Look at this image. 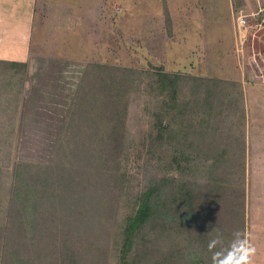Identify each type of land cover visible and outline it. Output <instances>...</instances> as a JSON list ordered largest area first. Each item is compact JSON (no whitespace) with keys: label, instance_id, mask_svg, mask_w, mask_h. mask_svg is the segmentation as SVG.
I'll list each match as a JSON object with an SVG mask.
<instances>
[{"label":"rangeland","instance_id":"374dc122","mask_svg":"<svg viewBox=\"0 0 264 264\" xmlns=\"http://www.w3.org/2000/svg\"><path fill=\"white\" fill-rule=\"evenodd\" d=\"M27 2L0 0V213L3 212L0 264H40L41 259L49 264H62V219L71 211L69 208L61 211L58 196L56 217L52 219L51 205L50 209L47 202L45 207H39L36 195L41 179L49 176L57 180L56 148L68 117L80 120L76 129L81 131V139L69 140V145H76L78 152L68 155L67 164L95 165L94 157L90 158L93 151L114 150L113 147L120 151V170L114 174L119 181L115 193L120 201L123 193L138 198L148 185L160 180L166 181L167 194L178 184H184L185 192L207 186L208 160L201 157L204 149L219 148L225 153L234 148V153L231 150L226 151L228 156L224 155L223 175L230 178L232 168L240 170V145L234 138L239 135L228 125L229 115L228 121L226 117L217 119L223 126L214 135L204 125L208 123L206 116L201 117L206 111L202 115L198 112L195 116H185L190 106L170 129L164 127L172 121L174 104L162 93L157 75L165 70L185 78L177 105L190 93L189 78L217 77L215 70L219 65L237 70L246 66V75L257 73L263 78L264 35L258 42L249 40L243 48L238 44L234 9L243 7L250 12V3L246 0H37L33 25ZM231 43L235 46H232L234 53ZM14 62L25 66L22 72L10 67ZM101 64L116 68L112 80L117 88L115 97L121 94L118 106L106 91H100L105 83L99 79H111L110 69L103 71L105 76H97L96 67ZM78 100L83 102L78 104L81 108L73 112L71 109ZM188 117L191 119L186 122ZM184 123L196 124L194 139L184 135L181 130ZM213 123L216 124V119ZM233 154L236 162L232 160ZM99 187L103 188L101 184ZM89 194L96 198L98 194L108 193ZM244 200L247 226V193ZM123 203L127 204L121 208L120 217L114 218V222L106 221L97 231L96 240H90L89 245L88 241L78 242L79 251L89 248L91 254L80 255L74 264H121L118 248L122 242L121 238L117 239L121 229L116 230L112 240L106 233L117 226L118 220L137 210L138 199L131 206L127 201ZM219 226H214L215 232ZM69 227L74 232L78 230ZM220 228L225 229L223 225ZM144 231L151 243L143 256L140 254L135 260L136 264L172 258L174 251L175 258L183 259L181 264H200L195 255L198 244L191 233L172 230L164 235L163 228L154 231L153 225ZM78 232L82 237L89 230L85 234ZM152 235L158 236L155 242ZM116 239L118 246L113 244ZM250 239L247 244L245 235L246 264H264V246L257 249ZM137 254L138 250L134 256ZM64 257L65 264H73Z\"/></svg>","mask_w":264,"mask_h":264},{"label":"trees","instance_id":"16d2710c","mask_svg":"<svg viewBox=\"0 0 264 264\" xmlns=\"http://www.w3.org/2000/svg\"><path fill=\"white\" fill-rule=\"evenodd\" d=\"M238 6V5H237ZM18 72H22L25 68L19 62L12 63V66ZM93 67V66H92ZM91 67V68H92ZM98 67V68H97ZM96 67L97 76H105L104 70H109L111 79H99L105 87L100 88V91H106L105 94L110 96L112 102L118 106L120 103L121 94L115 97L116 84H114L113 73L116 68L104 66V64ZM108 67V68H107ZM11 71L12 69L9 68ZM127 72H130L127 69ZM158 84L162 93L169 97L170 103L173 106L174 115L172 121L166 129H170L175 123V119L182 114L186 107L190 106L185 116H194L200 112L201 117L206 116L208 123H204L210 127V134H219L218 131L223 126L217 122V119L230 116V123L234 131L239 135L236 142H239V160L240 170L232 168L233 174L230 178L223 175L224 168L222 165L224 155L228 156L227 152L234 153L233 149H227L224 152L219 148L214 151L212 149H204L203 157L208 163L206 181L207 186L200 187L196 190L185 192L184 184L175 185L174 191L167 194L165 188L167 183L165 180L157 181L148 185L139 195L138 198L126 196L128 193H123V201L119 200L115 191L118 188L119 181L116 180L114 174L120 170L119 158L120 151L104 150L102 152L93 151L90 158L94 159L95 165L90 162L88 165H81L79 162H70L67 164L68 155H73L78 152L76 145H69V140L79 141L80 132L76 127L80 124V120L68 117L64 129L61 132L56 150V174L58 196L60 201L61 211L70 209V215L66 219H62L61 225V240H62V264L64 263V255L67 262H75L78 257L84 254H91V250L85 249L79 251L78 242H87L92 239H97V231L108 223L114 222L119 216L120 210L129 202L130 206L138 199V207L133 215H127L122 221L118 220L117 226L113 230H108L106 237L110 240L115 239L112 235L118 228L121 229L117 237L121 238L120 244V263L121 264H136L137 258L145 251L148 242V234L144 231L148 225H153L154 231L158 228L164 229V235L171 232L187 234L191 233L196 238L197 246L195 255L199 258L200 264H246L245 262V149L244 142L241 137L242 119L244 113L241 106L243 100L242 85L238 82L222 80V79H199L189 78L188 85L191 87L190 93L185 96L181 105H177L180 96V86L185 79L179 74L168 73L165 70L160 71L157 75ZM97 79V78H95ZM192 81V82H191ZM80 95V92L77 93ZM198 95V96H197ZM83 103L78 100L76 107L71 109L73 112L81 108L78 104ZM189 118L186 122H189ZM186 119V118H185ZM191 119V118H190ZM216 119V124L213 121ZM226 121V123H227ZM237 121H239L237 123ZM210 122V123H209ZM185 124V123H184ZM202 125V120L201 123ZM196 124H185L183 129L184 135H188L194 139V132L198 129ZM199 127V125L197 124ZM226 124H224L225 128ZM162 128V124L158 126ZM178 128V126H176ZM166 129L164 134L166 135ZM79 133L75 135V133ZM162 132V131H160ZM193 133V134H192ZM108 137H103L107 139ZM215 138H217L215 136ZM214 139V136H213ZM68 141V143H66ZM214 141H218L214 139ZM213 145H211L212 148ZM239 147V146H238ZM232 160L236 162V155H232ZM67 164V165H66ZM96 177V179H95ZM120 177V176H119ZM102 185V189L99 185ZM106 191L108 194H98L96 198H92L89 192L97 193ZM87 195V196H86ZM228 199L231 203H228ZM93 211V212H90ZM90 212V213H88ZM95 212V213H94ZM88 213V214H86ZM0 214H3L1 212ZM224 216V217H222ZM70 217V221H68ZM120 217V216H119ZM105 221H104V220ZM229 222V228L226 225ZM173 225H178L177 227ZM219 226V231H214V226ZM223 225L225 229L220 227ZM69 226H74L83 233L86 229L89 230L87 236H79V232L70 230ZM85 229H81L83 227ZM212 226V227H211ZM73 231V232H72ZM153 242L158 238L152 235ZM1 239V236H0ZM115 240L113 244L118 246L119 240ZM148 242V243H147ZM1 249V246H0ZM95 249H98L97 247ZM211 249V250H210ZM138 250L137 256H134ZM173 257H164L158 261L148 264H181L183 259L175 258L176 251L172 254ZM74 264V263H73Z\"/></svg>","mask_w":264,"mask_h":264},{"label":"crops","instance_id":"0c3cea01","mask_svg":"<svg viewBox=\"0 0 264 264\" xmlns=\"http://www.w3.org/2000/svg\"><path fill=\"white\" fill-rule=\"evenodd\" d=\"M31 1H33V4H29L30 0H28L27 8L31 13V15L29 14L30 24L32 22L34 25V5L37 0ZM232 46L231 43V49ZM232 52L234 53V48ZM234 56L235 54L232 56L233 61L235 60L233 58ZM262 56V61L264 62V55ZM245 67L246 66L237 70L219 65L215 70L217 71V77L213 75V78L238 82L243 88L241 106L244 119H242V123L240 124V130H242L241 137L245 149V181L248 198L247 212L249 221L247 220L246 237L248 239L247 244L249 238H251L250 241H254V247L259 249L260 246H264V77L261 78L257 73H247L246 75ZM40 181V186L36 195L40 201L39 207H45V205L49 203L48 207L51 205L52 208V213L49 214H51L53 217L52 219H54L56 217L55 213L57 212L55 206L57 207L56 203L58 200L56 177L49 178L48 176V179L45 180L43 178ZM46 202L47 204H45ZM48 209H50V207ZM46 212L48 213L47 210ZM58 231H60V226ZM19 262L23 263L24 260H20ZM48 262L49 261H46V259L44 262L41 259L40 264H49Z\"/></svg>","mask_w":264,"mask_h":264},{"label":"built area","instance_id":"2783aa9c","mask_svg":"<svg viewBox=\"0 0 264 264\" xmlns=\"http://www.w3.org/2000/svg\"><path fill=\"white\" fill-rule=\"evenodd\" d=\"M246 1L247 4L250 3V12H247L243 7L234 9L238 44L241 45L242 48L249 40L255 39V42H258L261 36L264 35V0ZM240 52H242L241 49L239 50V53Z\"/></svg>","mask_w":264,"mask_h":264}]
</instances>
